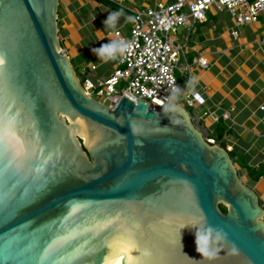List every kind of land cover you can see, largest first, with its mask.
Returning <instances> with one entry per match:
<instances>
[{"label": "water", "instance_id": "water-1", "mask_svg": "<svg viewBox=\"0 0 264 264\" xmlns=\"http://www.w3.org/2000/svg\"><path fill=\"white\" fill-rule=\"evenodd\" d=\"M58 6L0 0V264H264V209L228 152L175 101L87 96Z\"/></svg>", "mask_w": 264, "mask_h": 264}, {"label": "crops", "instance_id": "crops-1", "mask_svg": "<svg viewBox=\"0 0 264 264\" xmlns=\"http://www.w3.org/2000/svg\"><path fill=\"white\" fill-rule=\"evenodd\" d=\"M167 1L59 0V43L77 77L84 79L83 71L93 75V82L110 77L119 54L101 59L91 49L116 39L114 32L127 37L133 12ZM112 11L120 16L115 28L108 29L101 21ZM236 30L239 34L233 37ZM175 39L185 47L189 65L178 81L185 87L186 77L193 78L186 93L197 97L191 109L200 117L195 126L231 153L241 181L257 194L264 209V110H260L264 108V22L235 28L228 12L210 10L203 23L191 30L179 29ZM198 57L207 60V68L191 64ZM181 64L185 67L184 61ZM203 113L209 115L202 117Z\"/></svg>", "mask_w": 264, "mask_h": 264}, {"label": "built area", "instance_id": "built-area-1", "mask_svg": "<svg viewBox=\"0 0 264 264\" xmlns=\"http://www.w3.org/2000/svg\"><path fill=\"white\" fill-rule=\"evenodd\" d=\"M210 10L228 12L235 28L259 22L261 18L264 21V0H168L135 11L130 17L129 35L125 37L118 31L114 32V37L125 40L128 46L115 58L112 75L93 82L90 79L93 75L83 71L85 78H78L82 90L103 105L107 102L105 106L109 108L124 96L134 105L142 102L156 112L168 101L173 86L184 88L177 76H184L189 65L185 60V47L175 39L177 31L181 28L191 30L195 24L203 23ZM238 34L237 30L232 32L233 37ZM261 54L264 58V50ZM182 61L185 67H182ZM191 64L203 69L208 66L203 57L193 59ZM94 69L91 68L92 71ZM189 78L188 75L186 80ZM196 100L195 94L185 91L178 103L188 111ZM260 110L264 108L260 107ZM207 115L203 113L202 117ZM189 116L194 126L199 123L200 117L195 112ZM195 128L198 130L197 125ZM204 139L208 144L216 145L215 140L206 136Z\"/></svg>", "mask_w": 264, "mask_h": 264}, {"label": "clouds", "instance_id": "clouds-1", "mask_svg": "<svg viewBox=\"0 0 264 264\" xmlns=\"http://www.w3.org/2000/svg\"><path fill=\"white\" fill-rule=\"evenodd\" d=\"M120 16L119 11L109 12L105 18L101 21L102 25L108 29H114L116 22ZM131 19V18H130ZM127 42L123 39H114L107 42L99 44L95 48L91 49L94 55L101 59L115 58L117 54H122L127 48ZM193 78L190 77L186 82L185 87L173 86L169 91V96L167 97L170 101H175L171 104H166V108L169 109H179L180 105L178 103L181 95L185 91H190L192 88ZM211 226H207L203 229L198 228L195 233H193V243L194 250L198 253L203 252L205 255H210V248L201 247L202 244L211 246L214 244L218 236H210ZM133 264H139L138 260H133Z\"/></svg>", "mask_w": 264, "mask_h": 264}, {"label": "snow or ice", "instance_id": "snow-or-ice-1", "mask_svg": "<svg viewBox=\"0 0 264 264\" xmlns=\"http://www.w3.org/2000/svg\"><path fill=\"white\" fill-rule=\"evenodd\" d=\"M68 239H70V236L68 234L64 235V236H60L54 241L53 245H50V247H55L56 245L62 244ZM173 239H175V233H174ZM124 241L127 244H130V245L134 243L133 238L131 237V235H125L124 236ZM120 250L124 251V252L128 251V249L126 247H123V246H121ZM129 259H131V257H129Z\"/></svg>", "mask_w": 264, "mask_h": 264}, {"label": "trees", "instance_id": "trees-1", "mask_svg": "<svg viewBox=\"0 0 264 264\" xmlns=\"http://www.w3.org/2000/svg\"><path fill=\"white\" fill-rule=\"evenodd\" d=\"M95 1H105V0H95ZM222 147V146H221ZM222 148H224V147H222ZM225 149V148H224ZM226 150V149H225ZM227 151V150H226ZM228 152V151H227ZM228 154L230 155V157H231V160H232V155H231V153L230 152H228ZM219 209L221 210V212L223 213V214H225L226 213V209L224 208V207H222V206H219Z\"/></svg>", "mask_w": 264, "mask_h": 264}, {"label": "rangeland", "instance_id": "rangeland-1", "mask_svg": "<svg viewBox=\"0 0 264 264\" xmlns=\"http://www.w3.org/2000/svg\"><path fill=\"white\" fill-rule=\"evenodd\" d=\"M260 21L264 22L262 18H261V20H260ZM178 76H179V75H178ZM178 76H177V77H178ZM100 101L102 102V99H101ZM104 104H105V105H108V104H107V102H105ZM188 112H189V113H190V112L192 113V110H191V109H189V110H188Z\"/></svg>", "mask_w": 264, "mask_h": 264}]
</instances>
